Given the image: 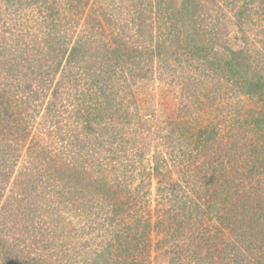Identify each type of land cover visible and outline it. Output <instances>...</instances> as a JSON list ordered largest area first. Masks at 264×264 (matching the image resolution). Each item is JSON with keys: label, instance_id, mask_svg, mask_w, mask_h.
Segmentation results:
<instances>
[{"label": "rangeland", "instance_id": "374dc122", "mask_svg": "<svg viewBox=\"0 0 264 264\" xmlns=\"http://www.w3.org/2000/svg\"><path fill=\"white\" fill-rule=\"evenodd\" d=\"M35 46L0 264H264V0H0V89Z\"/></svg>", "mask_w": 264, "mask_h": 264}, {"label": "trees", "instance_id": "16d2710c", "mask_svg": "<svg viewBox=\"0 0 264 264\" xmlns=\"http://www.w3.org/2000/svg\"><path fill=\"white\" fill-rule=\"evenodd\" d=\"M117 36L119 37V35ZM34 49L37 52V54L34 55L35 57L32 58L31 56L27 55L26 58V61L30 60V62L28 61V63H26L24 59H22V62L16 61V63L13 64L9 69H13V71L17 73L21 72V70L23 69L24 71H26L25 74H29L31 76L30 79L32 82H35L34 79L40 80L41 78L39 89L35 90L33 88V85L27 82H24L23 84L17 83V85H14L8 89H0V184L3 183L9 175V167L11 165L9 160L12 158V156L15 157L14 152H18L20 150L22 143L27 140V137L29 135L27 131V126H25L24 123L27 124V121L30 117V113L27 112L28 108L24 107L30 106V98L36 100L43 89L48 90L51 87L49 82H53V79L51 78L52 76L49 75L52 74L54 72V68L58 66L55 61L49 62L51 60V56L46 48H39L35 46ZM54 50V48L51 49L52 57H54L56 54V52L54 53ZM110 52L116 53L117 48H113ZM101 55L105 56L103 53H101ZM120 55L121 53L118 55V57ZM136 74L138 75L139 73ZM16 76L17 74H14V77ZM26 76L27 75H25V77ZM113 80L114 79L112 78L111 81ZM57 85L58 83L54 84L53 87H51V92L54 94V96L58 92L54 90L55 88H58ZM254 85H257L258 87V83ZM80 96L86 97L87 94L80 93ZM51 105L53 106V103ZM88 114L90 113H87V115ZM200 141L202 142L201 138L200 140H198V142ZM203 141L206 142V140ZM254 160L256 163L254 162V164L250 166L251 169L253 167L258 169L263 168V166L256 159ZM34 168L36 169L34 170ZM32 170H34L33 172H35V174H40L37 176L32 174L29 177L27 176V178L24 177V181H20L21 185H24L23 192L24 199L27 201V203L25 204L27 207L38 206L37 203L33 200V197H35L36 195H34V192H36L38 184L44 183L45 185L52 187L51 184L53 182V179L49 180V178L46 176L48 172L44 173L45 177L44 174H41L45 171L42 169V166L39 161H35V163H33ZM50 173V175H52L53 170ZM73 187L74 183L68 184V190L65 192V194L70 193L71 190L74 189Z\"/></svg>", "mask_w": 264, "mask_h": 264}]
</instances>
